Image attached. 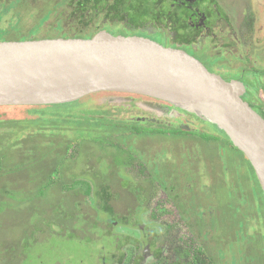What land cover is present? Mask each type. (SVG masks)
I'll list each match as a JSON object with an SVG mask.
<instances>
[{
    "label": "rangeland",
    "instance_id": "1",
    "mask_svg": "<svg viewBox=\"0 0 264 264\" xmlns=\"http://www.w3.org/2000/svg\"><path fill=\"white\" fill-rule=\"evenodd\" d=\"M246 1L222 4L227 8L235 3L241 9ZM45 12L25 23L29 28L38 22L39 38L56 34L58 16L43 18ZM58 19L66 20V13ZM133 34L144 37L142 32ZM119 98L94 94L70 103L71 116L64 127L56 121L60 130L53 137L49 134L55 127L48 128L49 123L23 120L35 117L28 110L0 108V120L20 119L0 129V156H5L0 168V264H117L120 254H128V245L132 247V240L139 237L135 224L140 218L147 230L145 214L158 219L169 207L183 211L180 215L186 217L197 241L214 247L219 259L232 247L229 238L234 239V234L229 226L204 234L210 225L218 228L219 221L236 213L250 221L259 218V226L239 224L246 228L245 234L241 227L238 251L230 253L254 254L258 248L261 259L249 256L246 261L264 264V206L261 211L254 206L261 205L254 192L252 199L231 200L234 194L251 195L242 189L253 182L243 156L212 130L215 136L136 120L118 127L104 124L106 116L118 123L127 114L143 116L141 110H128L130 101ZM190 122L188 117L185 123ZM30 127L26 135L23 128ZM181 134L195 141L176 139ZM143 187L148 190L142 191ZM198 228L201 232L195 231ZM260 240L262 246L256 244Z\"/></svg>",
    "mask_w": 264,
    "mask_h": 264
},
{
    "label": "water",
    "instance_id": "2",
    "mask_svg": "<svg viewBox=\"0 0 264 264\" xmlns=\"http://www.w3.org/2000/svg\"><path fill=\"white\" fill-rule=\"evenodd\" d=\"M243 88L185 53L136 36L0 43V107L70 104L94 94L167 103L222 132L251 166L264 195V120Z\"/></svg>",
    "mask_w": 264,
    "mask_h": 264
},
{
    "label": "flooded vegetation",
    "instance_id": "3",
    "mask_svg": "<svg viewBox=\"0 0 264 264\" xmlns=\"http://www.w3.org/2000/svg\"><path fill=\"white\" fill-rule=\"evenodd\" d=\"M118 1L0 0V43L56 38L88 39L89 34L94 33L96 29H98L96 33L100 31L115 33L116 29L123 30L124 27L123 21H120L122 5L117 6ZM222 1L157 0L153 3L156 4L154 12L158 21L148 23L149 28L145 26L140 32L139 29H128L126 36H136L133 32H142L144 37L141 38L181 51L223 81L240 84L243 88L242 101L264 120V0H247L241 9H238L235 3H229L230 5L226 8ZM57 9L61 12H55ZM41 11H46L43 18L53 13L59 18L66 13V20L57 18L61 24H58L56 20L55 35L39 38L38 22L29 28L25 26V23L38 17ZM116 96L130 101L127 104L130 107L128 110H141L140 113L143 115L132 117L125 111L128 116L122 118L120 124L136 120L142 123L163 125L167 128L173 125L175 129L188 130V132L196 129L198 133H203L205 136H215L210 132L212 130L219 132L227 139L214 126L165 102L135 95L116 94ZM188 117L191 118L189 125L185 123ZM182 135L176 136V139L195 141L192 138H183L184 135ZM183 141L185 140H180L185 144ZM229 144L231 145L230 142ZM160 145L164 146V144ZM127 169L130 168L127 167ZM147 190V187L142 188L144 192ZM144 206L150 208L151 205L145 204ZM152 207H157V204ZM164 210L158 219L151 213L145 214L148 218L147 225H145L148 226L147 230L140 218L139 223L135 224L136 234L140 235L132 240V247L128 245L130 249L128 254L125 252L120 254L117 264L134 263L140 257L143 260H149L153 249L161 247L166 242H171L170 235L176 234V231L180 233L176 227L177 224L185 228L183 223L179 222L184 216H181L176 208L169 207L168 210ZM254 222L259 225V218H256ZM217 225L218 230L231 226L229 222L225 226L221 222ZM116 226L111 224L110 227ZM200 228L195 231L201 232ZM143 235L145 238H141ZM120 246V244L115 245V249ZM244 252L249 254L248 250ZM230 263L228 253H223L221 259L216 257V264Z\"/></svg>",
    "mask_w": 264,
    "mask_h": 264
},
{
    "label": "trees",
    "instance_id": "4",
    "mask_svg": "<svg viewBox=\"0 0 264 264\" xmlns=\"http://www.w3.org/2000/svg\"><path fill=\"white\" fill-rule=\"evenodd\" d=\"M156 1L157 0H119L117 2V6L122 5V16L120 17V21H123L124 27H123V30L116 29V31H117L116 34H123V35H119V36L125 37L126 35H128V29H131V30L139 29V32H140L144 29V27L146 26L147 23L151 24L154 21H158V20H156L158 17L156 16V14L154 12L155 11L154 7L156 5L155 4ZM153 2H155V3H153ZM124 28H126V29H124ZM97 30L98 29H96L94 31V33H90L88 38L95 35ZM113 35H115V34H113ZM103 94H109V93H103ZM71 105L72 104L55 105V106H42V107H8V108H23L24 110H28V115L35 116V117H30V118H23V120H25L26 123H28L30 120L35 118V119H38L40 121H44L46 123H49L48 128H50L51 126H54L55 128L53 129L52 133L49 134V136L53 137V136H56V134H58L59 130H60V128H57L58 126H56V121L61 120V122L59 124L64 127L65 124L63 122H67V120L71 116L69 113H67V111H70V109L68 107H70ZM72 107H70V108H72ZM0 108H5V107H0ZM56 109L62 110V113L59 114L56 112H46L49 110H56ZM19 120L20 119H18V120L11 119V120H6V121L0 120V129L6 128V127H3L2 124H5V126H7V124L10 125V124L18 123ZM103 121H104V124L112 125L111 127H118L119 125H121L120 122L119 123L115 122V120H112L109 116L108 117L106 116V118H103ZM8 127H9V129L13 130L12 126H8ZM47 130L48 129H44V131H47ZM23 131L27 135V134L31 133L32 127L27 128L26 130L23 128ZM47 132H49V131H47ZM42 134H43L42 135L43 139L46 138L47 134H45V133H42ZM54 138H56V137H54ZM54 140H52L51 142L45 141L47 143V144L46 143L45 144L47 146H50L51 144L54 143ZM52 150H54V148ZM235 150H237V149H235ZM67 158H70V157L67 156ZM243 158H244V156H243ZM4 159H5V156H0V168H2L1 166H5ZM244 160L246 161V163L249 166V170L251 172V177L253 179V182L249 185V187L247 186V188H242V189L250 192L251 195L246 196L243 193L238 194V195L234 194L233 196H231V200L237 201V199L241 198L242 200L246 201L248 199H252V192H254L255 198L262 205L261 206V205L257 204L258 205L257 206L256 204H254V206L261 211L262 207L264 206V195H263V193L259 187V184L255 178V175H254V172H253L251 166L249 165V163L247 162V160L245 158H244ZM180 212L183 213V211H180ZM165 213H167V212H165ZM237 215H238L237 213L234 215H231L229 220H225L224 222H221L223 224V226H225L226 223L229 222L231 225L229 231H230V233L234 234V239L232 237L229 238V241H232L230 245L233 248L230 247L227 251L225 250L222 253H224V254L228 253V255L230 257V261H231L230 264H248L246 259L249 256L254 257L257 260H260L261 257L259 255V253H261V252L259 251L258 248L256 249V252L254 254H250V253L245 254L244 252L243 253L239 252L238 255H236V254L232 255V253H230L231 250L234 251L233 249H236L238 251L237 244L239 243V235H240L239 230H240V228L243 227L242 232H243V234H245L244 230H246V228L244 229V226L248 223H253V221L255 220V219H253L252 221H250L249 219H244V217H245L244 215H241V217H238ZM180 220L181 221H179V222H182L183 225L185 226V228L183 229L181 224H177L176 227L178 228L180 233H178V231H176V234L170 235V237L172 239L171 242H166L164 245L162 243H160V244H162L161 247H158V248H155L152 250L151 256L149 257V260H143L140 257V258L135 260L136 262H134V263L130 262L127 264H216V257H217L216 255H217L218 251L215 250L214 247H212V248L209 247L204 242L197 241V238H196L197 235L189 227L186 219L183 218ZM219 223H220V221H219ZM239 224H243L244 226H239ZM260 224L261 223H259V225ZM259 225L257 224L256 226H259ZM210 227L211 228L210 229L208 228V230L206 232H204V234H212L211 233L212 229L217 232L218 229L215 226L212 227L210 225ZM181 229H183V231ZM214 239H215V243H216L218 236H215ZM255 239H256L255 237L252 238L251 242L254 240V243H255ZM248 241H249V239H248ZM256 244H258L259 246H262L261 240L257 241ZM219 251H221V250H219ZM222 256H223V254H222ZM122 258L123 257H121V259ZM254 262L256 263V261H254Z\"/></svg>",
    "mask_w": 264,
    "mask_h": 264
}]
</instances>
